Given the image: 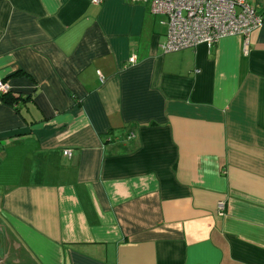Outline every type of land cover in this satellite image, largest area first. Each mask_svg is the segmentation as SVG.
Returning a JSON list of instances; mask_svg holds the SVG:
<instances>
[{"label": "crops", "instance_id": "obj_1", "mask_svg": "<svg viewBox=\"0 0 264 264\" xmlns=\"http://www.w3.org/2000/svg\"><path fill=\"white\" fill-rule=\"evenodd\" d=\"M167 33L148 2L0 0V220L36 264H264V25Z\"/></svg>", "mask_w": 264, "mask_h": 264}, {"label": "built area", "instance_id": "obj_2", "mask_svg": "<svg viewBox=\"0 0 264 264\" xmlns=\"http://www.w3.org/2000/svg\"><path fill=\"white\" fill-rule=\"evenodd\" d=\"M148 2L153 14L167 18L168 33L163 44L164 52H174L200 43L211 47L219 39L241 35L247 40L253 29L264 25V12H259L247 0H127ZM99 4L102 0H91ZM136 57H129L134 62ZM99 74V73H98ZM101 78V77H100ZM8 92L0 80V93ZM63 154L68 156L69 150ZM217 213L223 215L225 205L219 201Z\"/></svg>", "mask_w": 264, "mask_h": 264}, {"label": "water", "instance_id": "obj_3", "mask_svg": "<svg viewBox=\"0 0 264 264\" xmlns=\"http://www.w3.org/2000/svg\"><path fill=\"white\" fill-rule=\"evenodd\" d=\"M0 230L4 232V255L0 259V264H3L4 260H7L9 264H36L19 240L1 220Z\"/></svg>", "mask_w": 264, "mask_h": 264}, {"label": "trees", "instance_id": "obj_4", "mask_svg": "<svg viewBox=\"0 0 264 264\" xmlns=\"http://www.w3.org/2000/svg\"><path fill=\"white\" fill-rule=\"evenodd\" d=\"M259 12H264V11H259ZM9 92H5V93H1L0 97L2 98L3 101H5L8 104L14 105L16 98H14L13 96L8 97Z\"/></svg>", "mask_w": 264, "mask_h": 264}]
</instances>
